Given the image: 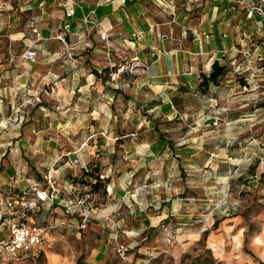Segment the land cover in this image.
Returning <instances> with one entry per match:
<instances>
[{
	"label": "crops",
	"instance_id": "0c3cea01",
	"mask_svg": "<svg viewBox=\"0 0 264 264\" xmlns=\"http://www.w3.org/2000/svg\"><path fill=\"white\" fill-rule=\"evenodd\" d=\"M73 1L81 8L66 17L64 0H0V14L6 16L0 23L5 27L0 54L20 59L29 67L30 82L45 85L33 97L37 102L14 143L18 155L0 160V190L4 196L19 192L31 181L42 184L50 173L61 190L71 181L85 182L98 204L84 228L54 232L20 264L60 259L59 242L68 249L71 241L91 247L85 255L89 264L106 262L115 227L128 234L125 239L158 228L164 204L156 194L155 204L144 203L135 184L181 178L183 166H208V144L193 138L179 143L176 136L186 128H218L224 111L213 105L226 100L233 86L230 58L240 46L264 52L260 17L240 14L226 0H159L164 7L158 0ZM85 15L106 32L108 50L97 29L90 28L85 38ZM17 22L23 28L13 31ZM60 35L64 42L56 39ZM28 47L35 62L22 57ZM108 57L116 64L136 58L144 71L110 82ZM214 64L222 70L210 78ZM62 192L32 221L62 217L61 200L68 198ZM228 228L210 232L208 243L221 245L228 237L223 230L236 225Z\"/></svg>",
	"mask_w": 264,
	"mask_h": 264
},
{
	"label": "rangeland",
	"instance_id": "374dc122",
	"mask_svg": "<svg viewBox=\"0 0 264 264\" xmlns=\"http://www.w3.org/2000/svg\"><path fill=\"white\" fill-rule=\"evenodd\" d=\"M226 2L247 17L258 15L264 29V0ZM3 18L0 14V23ZM19 24L13 31L23 28ZM1 25L0 34H5ZM27 28L31 30L28 24ZM244 50L230 58L235 67L229 69L233 86L226 100L213 105L224 111L218 128H186L176 136L179 143L193 138L208 144V166H183L182 177L174 180L137 181L134 191L143 192L144 203L155 204L154 194L159 196L165 218L158 228L128 241V234L115 227L117 240L107 251L111 256L97 264H264V52ZM28 71V65L12 54H0V160L10 161L14 152L18 155L14 143L37 102L33 97L45 86L30 82ZM229 225L236 229L223 230L228 237L221 245L208 243L210 232L230 229ZM121 242L127 246L125 257L116 252ZM60 244V259L49 256L31 264L90 263L85 255L91 247L79 241H71L68 249Z\"/></svg>",
	"mask_w": 264,
	"mask_h": 264
},
{
	"label": "built area",
	"instance_id": "2783aa9c",
	"mask_svg": "<svg viewBox=\"0 0 264 264\" xmlns=\"http://www.w3.org/2000/svg\"><path fill=\"white\" fill-rule=\"evenodd\" d=\"M104 3H111L114 0H100ZM173 1V0H170ZM123 2V0H122ZM157 6L164 7L158 0ZM64 13L66 17H72L75 8H81L73 0H64ZM83 21L86 25L85 38H87L91 29H97L99 39L104 42L107 50L108 36L105 31L99 28V24L95 22L89 15H85ZM32 32L36 33L35 26H29ZM64 36H57L56 39L64 42ZM88 47V43L84 44V48ZM241 52L245 53L243 47L240 46ZM36 53L28 47L22 54L25 60L35 62ZM107 68L109 70L108 80L116 82L121 75L130 74L138 75L142 73L145 64L131 58L118 64L107 58ZM236 69H240L236 67ZM102 177V176H101ZM108 189V187H106ZM66 192L68 198L62 201L63 216L50 220L45 224H37L32 221V217L36 214L44 203L51 205L58 199L60 194ZM97 206L89 189V186L83 181H71L64 190L60 189L57 177L47 173L43 176V183L31 181L27 188L19 192L8 191L4 196L0 190V264H20L26 261L39 247L46 241H49L54 232L61 229L84 228L93 215H97ZM117 236H113L116 242ZM127 246L118 244L116 252L125 257Z\"/></svg>",
	"mask_w": 264,
	"mask_h": 264
},
{
	"label": "trees",
	"instance_id": "16d2710c",
	"mask_svg": "<svg viewBox=\"0 0 264 264\" xmlns=\"http://www.w3.org/2000/svg\"><path fill=\"white\" fill-rule=\"evenodd\" d=\"M215 67V71L210 75V78H215L218 74H220L222 68L218 67L216 64L213 65Z\"/></svg>",
	"mask_w": 264,
	"mask_h": 264
}]
</instances>
